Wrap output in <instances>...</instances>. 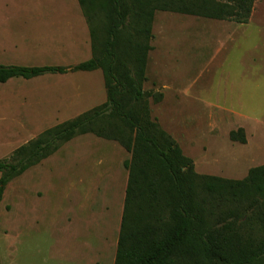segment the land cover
<instances>
[{
  "label": "rangeland",
  "instance_id": "rangeland-1",
  "mask_svg": "<svg viewBox=\"0 0 264 264\" xmlns=\"http://www.w3.org/2000/svg\"><path fill=\"white\" fill-rule=\"evenodd\" d=\"M151 33L150 114L194 171L242 179L263 165L264 0L246 24L156 10ZM90 57L76 0H0V65ZM105 99L99 69L0 83V159ZM238 128L245 143L229 137ZM129 159L118 142L84 134L13 178L0 201V264H113Z\"/></svg>",
  "mask_w": 264,
  "mask_h": 264
},
{
  "label": "trees",
  "instance_id": "trees-1",
  "mask_svg": "<svg viewBox=\"0 0 264 264\" xmlns=\"http://www.w3.org/2000/svg\"><path fill=\"white\" fill-rule=\"evenodd\" d=\"M77 1L91 57L71 67L0 65V83L99 69L106 99L0 159V201L13 178L74 137L94 134L130 153L113 264H264V164L242 179L197 174L193 161L152 118V94L143 89L156 10L246 24L254 0ZM229 137L246 141L242 128Z\"/></svg>",
  "mask_w": 264,
  "mask_h": 264
},
{
  "label": "crops",
  "instance_id": "crops-1",
  "mask_svg": "<svg viewBox=\"0 0 264 264\" xmlns=\"http://www.w3.org/2000/svg\"><path fill=\"white\" fill-rule=\"evenodd\" d=\"M66 1V0H65ZM76 2L78 3V1L76 0ZM79 5V4H78ZM65 9H68V6L66 4H64ZM80 7V6H79ZM81 10V9H80ZM1 65H16V64H1Z\"/></svg>",
  "mask_w": 264,
  "mask_h": 264
}]
</instances>
